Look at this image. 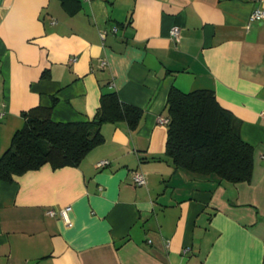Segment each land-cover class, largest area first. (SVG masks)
<instances>
[{"label": "crops", "instance_id": "0c3cea01", "mask_svg": "<svg viewBox=\"0 0 264 264\" xmlns=\"http://www.w3.org/2000/svg\"><path fill=\"white\" fill-rule=\"evenodd\" d=\"M255 9L264 0H3L0 155L38 107L56 122L92 120L102 94L115 92L143 115L135 130L103 123L104 142L75 167L0 179V264H264V19L250 18ZM173 87L213 90L237 118L253 147L249 182L174 168L159 122ZM134 172L146 184L134 186ZM66 206L71 226L58 214Z\"/></svg>", "mask_w": 264, "mask_h": 264}, {"label": "trees", "instance_id": "16d2710c", "mask_svg": "<svg viewBox=\"0 0 264 264\" xmlns=\"http://www.w3.org/2000/svg\"><path fill=\"white\" fill-rule=\"evenodd\" d=\"M66 6L69 1L61 0ZM168 122L165 155L175 169L200 175H216L230 183L249 182L253 171V147L240 135L239 121L218 102L209 89L183 92L173 87L167 101ZM142 109L122 103L115 92L102 94L92 120L56 122L50 109L38 107L25 114L10 147L0 155V179L12 182L45 164L53 169L77 166L104 142L101 126L125 121L135 130Z\"/></svg>", "mask_w": 264, "mask_h": 264}, {"label": "built area", "instance_id": "2783aa9c", "mask_svg": "<svg viewBox=\"0 0 264 264\" xmlns=\"http://www.w3.org/2000/svg\"><path fill=\"white\" fill-rule=\"evenodd\" d=\"M251 19H257V20H262L264 19V11L262 9H255L250 16ZM116 30V29H115ZM171 37L173 38V40H175L176 42L179 41L180 39V27L175 25L171 28L170 31ZM102 36H104V33H102ZM75 60V58L73 59ZM100 65L102 67H104L106 65V61L105 60H101ZM262 115L264 116V111L262 112ZM159 122L160 123H167L168 119L166 117H160L159 118ZM109 164V160L107 159H103L97 162L96 166L98 168L104 167L106 165ZM147 180L144 176V174L140 173V172H134L133 176H132V184L134 186H140V185H144L146 184ZM72 210L71 206H66L62 209H60L59 211V216L64 220L65 224L68 226L72 225V221L70 218V211ZM47 214L49 216H56L57 212L55 210L49 209L47 211Z\"/></svg>", "mask_w": 264, "mask_h": 264}, {"label": "water", "instance_id": "95a60500", "mask_svg": "<svg viewBox=\"0 0 264 264\" xmlns=\"http://www.w3.org/2000/svg\"><path fill=\"white\" fill-rule=\"evenodd\" d=\"M3 0H0V3H2Z\"/></svg>", "mask_w": 264, "mask_h": 264}]
</instances>
